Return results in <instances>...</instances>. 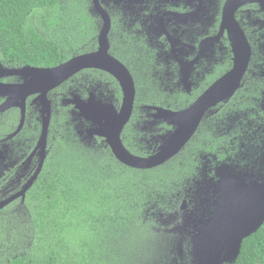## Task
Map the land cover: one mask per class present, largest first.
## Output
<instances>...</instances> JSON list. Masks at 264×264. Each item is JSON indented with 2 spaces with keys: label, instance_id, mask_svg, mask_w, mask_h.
Masks as SVG:
<instances>
[{
  "label": "flooded vegetation",
  "instance_id": "flooded-vegetation-1",
  "mask_svg": "<svg viewBox=\"0 0 264 264\" xmlns=\"http://www.w3.org/2000/svg\"><path fill=\"white\" fill-rule=\"evenodd\" d=\"M96 1L110 20L109 54L125 65L135 85L132 112L120 133L123 144L133 154L146 157L157 152L162 136L172 129L158 115V109L185 110L210 90L215 93L210 98L225 95L237 82L230 97L206 110L196 131L199 140L207 132L218 135L225 141L222 150L184 151L186 161L196 153L200 158L185 205L184 199L169 215L147 211L146 218L153 228L168 236L167 244L159 248L160 263L156 264H198L192 232L181 233L176 227L199 203L194 197L201 186L199 181L218 182L223 174L232 175L236 178L232 184H246L248 212L251 196L260 195L258 188L264 185V0H84L85 50L74 51L71 58L99 48L98 36L105 17L96 9ZM0 81L23 83L25 76H6ZM38 96L36 93L27 98L24 117L19 107L0 110V204L20 191L40 166L43 105ZM48 98L52 113L46 157L30 189L51 157L57 136L73 133L87 146L110 148L105 136L87 134L86 128L92 127V122L81 121L79 108L70 100L111 103L120 111L124 89L108 70L87 67L50 90ZM5 99L0 96V105ZM25 205L26 199L15 198L0 208V216L19 213ZM206 210L208 214L215 210L211 201ZM261 211L262 207L256 208L253 216ZM171 223L173 228H169ZM263 226L245 239L242 251L247 240ZM196 227L197 234L203 225L198 223ZM251 230L246 228V232ZM222 264L230 262L223 260Z\"/></svg>",
  "mask_w": 264,
  "mask_h": 264
},
{
  "label": "trees",
  "instance_id": "trees-1",
  "mask_svg": "<svg viewBox=\"0 0 264 264\" xmlns=\"http://www.w3.org/2000/svg\"><path fill=\"white\" fill-rule=\"evenodd\" d=\"M85 19L84 0H0V61L15 67L65 62L85 50ZM223 144L218 135L207 132L199 140L196 132L165 164L137 169L110 148L87 146L73 133L57 136L24 208L0 216V264L160 263V255L138 251L136 242L135 249L123 250L119 232L131 221L165 246L168 236L153 228L147 211L169 215L187 197L200 158L196 153L186 161V149L217 152ZM104 224L106 240L99 242ZM119 246L121 252H112ZM230 264H264V226Z\"/></svg>",
  "mask_w": 264,
  "mask_h": 264
},
{
  "label": "water",
  "instance_id": "water-1",
  "mask_svg": "<svg viewBox=\"0 0 264 264\" xmlns=\"http://www.w3.org/2000/svg\"><path fill=\"white\" fill-rule=\"evenodd\" d=\"M96 9L105 17V24L99 33V48L96 52L75 55L65 62L52 67L24 65L22 67L6 66L0 61V78L11 75H23V83H4L0 81V96L6 97L0 105V110L19 107L23 117L27 98L38 93L43 108V131L38 143L42 158L36 173L30 178L23 188L9 200L0 204V208L13 201L15 198L26 199L27 192L38 178L46 157L48 126L51 119L52 106L48 92L79 70L87 67L103 68L111 72L121 83L124 89L123 107L118 111L111 103H101L95 100L71 99L79 108L78 116L92 122V127L86 128L87 134L105 136L114 156L125 165L137 169H149L165 164L168 160L179 154L198 130L206 110L215 106L221 100L230 97L237 89V82L223 96L210 98L215 93L210 90L201 101L185 110L173 111L158 109V115L172 127L162 136V144L158 151L142 157L130 152L121 140L120 133L128 122L135 97V85L132 75L117 58L109 54L108 33L110 20L107 12L96 1ZM241 67V61L239 62ZM243 66L241 67L242 70ZM216 90L215 86L213 87ZM78 97V96H76ZM98 125V128H96ZM220 176V175H219ZM236 179L232 175L219 178L218 182L207 180L199 181L201 186L196 188V208L187 212L180 224L176 227L181 233L192 232L194 252L197 251L198 264H222L223 260L236 261L242 252L245 239L264 224V185L258 188L260 195L251 196L250 210H246V184H232ZM257 189V188H256ZM255 189V190H256ZM186 199L183 201L185 205ZM211 201L215 210L207 213L206 205ZM255 207V208H254ZM261 208V213H256V208ZM198 223L203 227L196 234L194 228ZM251 231L246 232V228ZM193 228V230H192ZM197 228V227H196ZM194 233V234H193ZM223 255V257H222ZM223 258V259H222Z\"/></svg>",
  "mask_w": 264,
  "mask_h": 264
},
{
  "label": "rangeland",
  "instance_id": "rangeland-1",
  "mask_svg": "<svg viewBox=\"0 0 264 264\" xmlns=\"http://www.w3.org/2000/svg\"><path fill=\"white\" fill-rule=\"evenodd\" d=\"M174 214V212L172 213ZM165 216H163L164 218ZM104 228L101 229V232L98 235V241L100 242L104 236V240H106V224H104ZM174 224H170L169 228H173ZM120 238L124 241V249L125 251L129 252L132 249H135V242L138 244V249H143V250H138V251H143V252H148L150 255L153 256H158L160 251L159 248L163 247V243H161L160 239L156 236L155 233L149 232L146 228L143 230H137L134 226H132L131 221L126 223V226L119 232ZM116 236V235H115ZM122 236V237H121ZM112 252H121L122 248L119 246L117 248H112ZM133 254H130L129 256H132ZM132 259V257L130 258ZM127 264H134L132 263H127ZM149 264H156L153 259L149 261Z\"/></svg>",
  "mask_w": 264,
  "mask_h": 264
}]
</instances>
